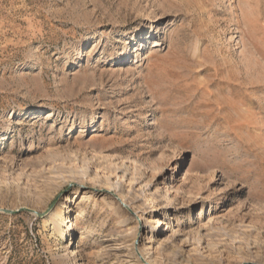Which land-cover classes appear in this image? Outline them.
Wrapping results in <instances>:
<instances>
[{
  "label": "rangeland",
  "instance_id": "rangeland-1",
  "mask_svg": "<svg viewBox=\"0 0 264 264\" xmlns=\"http://www.w3.org/2000/svg\"><path fill=\"white\" fill-rule=\"evenodd\" d=\"M22 208L0 264H264V0H0Z\"/></svg>",
  "mask_w": 264,
  "mask_h": 264
},
{
  "label": "bare ground",
  "instance_id": "bare-ground-1",
  "mask_svg": "<svg viewBox=\"0 0 264 264\" xmlns=\"http://www.w3.org/2000/svg\"><path fill=\"white\" fill-rule=\"evenodd\" d=\"M21 67H22V66H21ZM23 68H24V66H23ZM74 197H75V199H76L77 195H75ZM121 203H122V202H121ZM149 224H151V227H152V229L154 230V233H155V230L157 231L158 228H160V227H164V226H165L164 229H165L166 231L171 230V228H170V226L168 225V223L164 222V219H156V218H154L151 222L149 221ZM152 224H153V226H152ZM54 225H55V226H58V225H59V221L55 220ZM163 242H164V240H163ZM145 259H148L147 255H145Z\"/></svg>",
  "mask_w": 264,
  "mask_h": 264
},
{
  "label": "water",
  "instance_id": "water-1",
  "mask_svg": "<svg viewBox=\"0 0 264 264\" xmlns=\"http://www.w3.org/2000/svg\"><path fill=\"white\" fill-rule=\"evenodd\" d=\"M52 207H53V206H51V208H52ZM51 208H50V209H51ZM25 211L30 212V213H32V214H34V215H36V216H41V215H39L38 213H36L35 211H31V210L26 209V208H22V209H19V210H16V211L0 210V212L5 213V214H16V213H19V212H25Z\"/></svg>",
  "mask_w": 264,
  "mask_h": 264
}]
</instances>
